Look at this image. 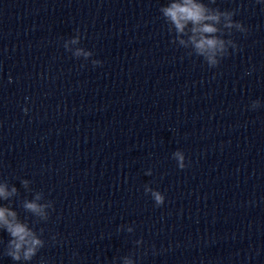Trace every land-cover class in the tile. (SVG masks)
<instances>
[{
    "label": "clouds",
    "instance_id": "9594fccd",
    "mask_svg": "<svg viewBox=\"0 0 264 264\" xmlns=\"http://www.w3.org/2000/svg\"><path fill=\"white\" fill-rule=\"evenodd\" d=\"M215 3L216 0H207V3L205 0H167V3L159 8L168 26V32L174 34L171 43L185 49L188 56L195 55L203 58L209 68L219 67L221 61L230 54L229 49L233 52L239 50L238 44L226 36L230 37L233 30L244 34L249 32L241 21L234 19L236 10L212 7L211 5ZM77 32L79 33V30ZM78 42L79 36L71 41L73 44ZM74 55L83 56L87 60L93 53L77 49ZM91 63L96 66L102 62L92 60ZM259 105L258 100L253 101L252 109H257ZM23 111L26 114L29 109L25 107ZM173 157L179 169L183 170L187 167L185 154L182 151L174 152ZM28 183L27 180L21 181L24 187H27ZM144 191L151 194L157 207L165 203V196L160 191L148 186H145ZM15 195H17L15 186L9 190L6 184H0V200L8 201ZM41 198V195L37 193L33 200H24L22 208L26 213H31L33 217L38 218L37 222H46L50 216L47 209H53V202L38 203ZM0 230L6 231L9 236L3 254L17 264H28L40 249L45 247L46 241L42 238L43 229L36 231L9 206H0ZM51 239L55 241L56 237L53 236ZM75 255L73 253L74 257ZM123 264H133V261L129 257H124Z\"/></svg>",
    "mask_w": 264,
    "mask_h": 264
}]
</instances>
